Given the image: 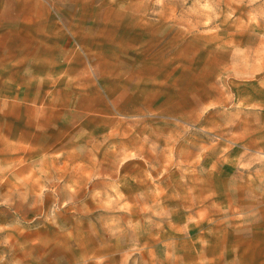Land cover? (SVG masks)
Returning <instances> with one entry per match:
<instances>
[{
	"label": "rangeland",
	"instance_id": "1",
	"mask_svg": "<svg viewBox=\"0 0 264 264\" xmlns=\"http://www.w3.org/2000/svg\"><path fill=\"white\" fill-rule=\"evenodd\" d=\"M0 264H264V0H0Z\"/></svg>",
	"mask_w": 264,
	"mask_h": 264
}]
</instances>
